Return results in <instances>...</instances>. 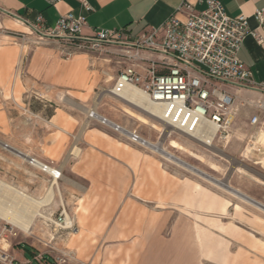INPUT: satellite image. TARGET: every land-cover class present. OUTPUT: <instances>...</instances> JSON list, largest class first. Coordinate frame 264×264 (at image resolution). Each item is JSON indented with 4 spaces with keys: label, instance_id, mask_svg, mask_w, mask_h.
Wrapping results in <instances>:
<instances>
[{
    "label": "rangeland",
    "instance_id": "obj_1",
    "mask_svg": "<svg viewBox=\"0 0 264 264\" xmlns=\"http://www.w3.org/2000/svg\"><path fill=\"white\" fill-rule=\"evenodd\" d=\"M125 55L119 45L77 48L0 12V180L35 199L47 196L53 178L24 169L27 156L5 145L57 168L40 158L49 154L55 110L79 123L87 118L89 130L122 143L114 161L125 160L117 149L131 152L128 182L115 162L100 165V182H57L30 231L8 236L16 264H264V211L220 187L264 205V93L226 87L234 124L211 148L110 94L134 63ZM93 109L216 182L90 117ZM66 216L72 228L59 226Z\"/></svg>",
    "mask_w": 264,
    "mask_h": 264
},
{
    "label": "built area",
    "instance_id": "obj_2",
    "mask_svg": "<svg viewBox=\"0 0 264 264\" xmlns=\"http://www.w3.org/2000/svg\"><path fill=\"white\" fill-rule=\"evenodd\" d=\"M46 1L54 4L59 0ZM204 2L206 8L196 12L193 4L184 0L162 25L133 38L123 31L106 29L94 30L92 35L86 36L83 33L86 18L71 13L62 16L55 27L46 32L56 38H65L80 49L119 45L134 63L120 72L110 90L113 97L120 99L125 88L133 86L161 108L158 120L165 126L188 136L200 133L204 138L208 136L206 126L211 125L222 138L235 119L233 96L222 86L264 93V83L255 82L251 71L239 58V51L248 35L255 36L259 42L262 38L249 30L247 16H229L217 0ZM84 5L91 9L86 2ZM255 18L263 25L264 10L257 11ZM30 25L39 32L42 17ZM259 123L258 116L252 118L251 126ZM119 128L117 125L116 130ZM128 132L133 142L141 144L139 140L142 138L135 131ZM29 159L30 165L41 169L37 166L40 163L37 159ZM43 166V172L47 168L54 169L50 174L46 172L53 179L61 177L59 169L46 164ZM60 221L64 226H59L69 228L66 218ZM10 235H17L14 227L7 223L0 225V264H16L10 244H6L7 248L3 246Z\"/></svg>",
    "mask_w": 264,
    "mask_h": 264
},
{
    "label": "crops",
    "instance_id": "obj_3",
    "mask_svg": "<svg viewBox=\"0 0 264 264\" xmlns=\"http://www.w3.org/2000/svg\"><path fill=\"white\" fill-rule=\"evenodd\" d=\"M183 1L59 0L54 4H49L46 0H0V12H8L4 14L28 24H35L38 17H42L41 26L45 30L54 28L62 16L71 13L86 18V27L83 32L86 36L92 35L94 30L106 29L123 31L133 38L148 32L151 28L162 25L167 18L175 13ZM204 1L189 0L196 12H201L206 8ZM217 1L221 2L229 16H247L249 30L256 32L262 38V42H259L255 36L248 35L239 51V58L251 71L255 82L264 83V24L260 25L255 18L257 11L264 10V0ZM85 2L91 8L90 10L85 7ZM226 87L239 88L222 86L227 90ZM49 121L53 127L52 133L46 139L49 154L40 158L44 162H51L60 169L62 176L60 180L57 179V182H83L84 180L100 182L97 172L101 168L100 165L105 162L110 165H113V162L118 163L117 169L124 174L125 181L128 182V169L124 167V161L129 160L131 152H127V148L117 149L123 151L125 160L115 159L114 161L116 145L120 146L122 143L97 129L89 130L87 118L85 121L80 120L79 123L76 118L69 115L66 117L55 110L49 117ZM56 133L59 135L56 136ZM74 144L80 149L78 156L72 154ZM105 146L108 151L105 150ZM21 152L27 156V159L23 158L24 169L33 174L44 173L39 168L30 166L28 159L33 158L34 155ZM40 164L44 163L40 162ZM111 178L114 179L113 175L110 176Z\"/></svg>",
    "mask_w": 264,
    "mask_h": 264
},
{
    "label": "bare ground",
    "instance_id": "obj_4",
    "mask_svg": "<svg viewBox=\"0 0 264 264\" xmlns=\"http://www.w3.org/2000/svg\"><path fill=\"white\" fill-rule=\"evenodd\" d=\"M18 20H20V19H18ZM120 99H122L124 102L134 106L135 108L143 111L144 113H146L152 117H155L158 119L161 116V108L157 104L151 102L148 99V97L142 91H140L139 89H137L133 86H127L125 88L123 94L121 95ZM261 108H262V106H261ZM90 117L99 120L101 123L105 122V124L111 125V127L114 126V124L112 122L105 119L104 117H101L97 113L96 109H93L91 111ZM114 127L116 129L117 125ZM167 128L169 129L170 127L167 126ZM168 129L166 130L167 133L170 130V129L169 130ZM119 131L125 133V135H127V136H130L129 135L130 133L121 127L119 128ZM205 133H207L208 136L204 137V138H201L200 133L193 135V136H190V137L197 139L200 142H202L205 145L210 146L212 148L213 147L212 139L216 138V136H217L216 129L213 128L211 125H207L206 129H205ZM139 142L142 145H144L145 147L151 149L152 151L158 153L159 155L165 157L166 159H168V160H170V161H172V162H174L180 166H183L184 168L190 170L191 172H194L198 175H201L211 182H216L214 179L208 177L207 175H205L203 173H200L195 168L180 162L178 159H176L175 157H173L172 155H170L166 151H164V149L161 148L160 146L154 145L153 143L146 141L144 139L139 140ZM37 166H39L41 168L44 167L40 163H39V165L37 164ZM46 171L48 173H52L54 170L47 168ZM56 185H57V179L55 178L53 183L49 187L47 196L44 199L39 200V199L33 198L30 195L25 194L24 192L14 188L12 185L7 184L5 182H2L0 180V220L6 222L7 224H10L12 227H14V229L16 228V229H18L22 232H26V233L29 232L33 226L35 219L38 216L42 217V213L40 211L41 208L46 206V204L53 199L54 186H56ZM220 187L222 189L230 192L231 194H233L237 198L256 206L253 203L254 200H252L249 197L239 193L238 191H234L230 187L223 185V184H220ZM257 208H259V207H257ZM259 209H261V208H259ZM261 210H263V209H261ZM66 222H67L66 223L67 227L72 228V223L70 222V219L68 216H66Z\"/></svg>",
    "mask_w": 264,
    "mask_h": 264
},
{
    "label": "water",
    "instance_id": "obj_5",
    "mask_svg": "<svg viewBox=\"0 0 264 264\" xmlns=\"http://www.w3.org/2000/svg\"><path fill=\"white\" fill-rule=\"evenodd\" d=\"M0 11H1V10H0ZM4 13H8V12H4ZM5 147L9 148V149H10L12 152H14L15 154H18L19 156L24 157V155H23L22 153H20V152L14 150V149L8 147V145H5ZM253 203H254L257 207H259V208H261V209L264 210V205L258 203L257 201H253Z\"/></svg>",
    "mask_w": 264,
    "mask_h": 264
},
{
    "label": "trees",
    "instance_id": "obj_6",
    "mask_svg": "<svg viewBox=\"0 0 264 264\" xmlns=\"http://www.w3.org/2000/svg\"><path fill=\"white\" fill-rule=\"evenodd\" d=\"M22 249H25L27 252L31 253L32 256L34 255V252H31L28 247L20 245Z\"/></svg>",
    "mask_w": 264,
    "mask_h": 264
}]
</instances>
